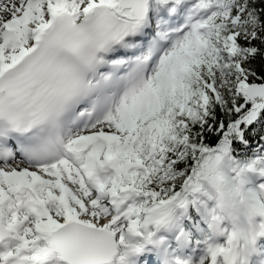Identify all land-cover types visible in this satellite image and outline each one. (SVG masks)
Returning <instances> with one entry per match:
<instances>
[{"label":"snow or ice","instance_id":"1","mask_svg":"<svg viewBox=\"0 0 264 264\" xmlns=\"http://www.w3.org/2000/svg\"><path fill=\"white\" fill-rule=\"evenodd\" d=\"M0 264H264V0H0Z\"/></svg>","mask_w":264,"mask_h":264}]
</instances>
